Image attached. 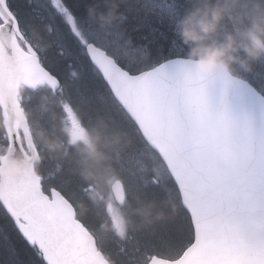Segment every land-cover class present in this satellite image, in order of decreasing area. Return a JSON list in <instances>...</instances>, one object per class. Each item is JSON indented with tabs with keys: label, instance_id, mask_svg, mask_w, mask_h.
<instances>
[{
	"label": "snow or ice",
	"instance_id": "6c2138e0",
	"mask_svg": "<svg viewBox=\"0 0 264 264\" xmlns=\"http://www.w3.org/2000/svg\"><path fill=\"white\" fill-rule=\"evenodd\" d=\"M46 2L53 7L52 0ZM88 4L89 0H56L53 10L58 9L56 18L60 21L61 30L68 26L65 15L68 21L79 17L87 23ZM43 11L40 0H0V25L7 17V29L12 31L15 28L23 35L21 21L25 25L36 22ZM181 11L177 5L170 13L173 26ZM168 31L171 39L163 47L153 43L150 52L153 59L147 66L131 64L126 57L118 56L108 48L103 51L131 79V84L123 86L139 89L136 103L145 119L173 113L177 125L186 135L211 128L222 130L226 136L234 135L232 122L225 117H235L237 102L231 96L219 94L217 85L198 74L191 94L201 100L193 117L194 110L186 104L188 93L181 91V85L189 77L170 68L190 62L178 37L171 28ZM144 34L147 35V31ZM90 44L101 47L96 37ZM65 47L67 54L62 51ZM88 47L69 27L66 33L62 32V43L54 55L46 56L47 62L41 61V67L51 74L54 83L59 84L62 80L71 79L72 68L84 62L86 71L73 83L77 86V95L95 98L101 84L108 86L109 91L112 88L107 77L108 69L101 71L97 67L100 61L94 62ZM33 51L39 60V51ZM249 83L254 90L255 102L262 109L261 118L252 123V133L264 160V75L250 79ZM15 115L17 119L5 130L4 138L13 146L20 147L22 130L19 120L23 113L15 109ZM192 155L195 159L202 158L196 152ZM49 179L52 183H46L43 175H29L0 182V264H106L103 253L91 249L85 254L78 249L83 233L88 231L87 226L74 217L70 194L56 186L55 177ZM208 192L206 200H196L186 223L177 221L170 224L151 243L159 249L176 243L182 245L180 256L168 264H264V182L253 212L249 211V206L231 201L211 186Z\"/></svg>",
	"mask_w": 264,
	"mask_h": 264
},
{
	"label": "trees",
	"instance_id": "16d2710c",
	"mask_svg": "<svg viewBox=\"0 0 264 264\" xmlns=\"http://www.w3.org/2000/svg\"><path fill=\"white\" fill-rule=\"evenodd\" d=\"M139 2L138 0H89L88 6L94 11L95 19H88L87 22L100 31L105 30L108 25L100 28L102 26L100 24L101 13L105 16H110L114 12L115 16L119 17L120 20L111 19V25H115V28L123 33L130 50L140 49L145 53V64H149V61L153 59L150 55L153 43H159L163 47L171 39L168 31L170 28L181 42L182 51L186 55H190V50L195 45L183 42L181 37L182 25L179 23L189 12L205 7V0H157L162 5L163 10L167 9L170 13L177 5L182 9L174 26L170 13L168 16L162 14V17L165 16L164 18L168 21L167 25L162 19L157 17V8H153L150 12L147 7L142 5L143 3L139 4ZM256 2L257 0H240V3L233 5L232 13L225 15L218 30L208 37L206 43L209 45H220L226 43L230 36L235 37L240 44L248 43L242 33L251 26L252 21L250 19L252 16L249 15V11H256ZM207 3L212 6L224 5L226 0H207ZM238 14H240V17H238ZM228 15H234L238 18L234 19L232 23ZM21 23L31 41L43 54L44 59L46 56L54 55L57 46L62 43V32H67L65 28L61 30L60 25H57L56 21L52 20L49 22L42 14L36 22L27 25L23 21ZM59 31L61 36H58ZM146 31L147 35L144 34ZM118 41L120 42L121 40ZM118 46L125 47V44L122 41ZM62 51L67 54L66 47ZM239 55L244 59L247 58L243 50H241ZM45 62L47 61L45 60ZM130 63L138 67L145 66L141 65L139 61L132 60ZM86 68L87 66L84 62L75 65L72 68V78L67 81L62 80L63 88L61 90L56 92L48 90L44 94L35 93L37 96H32L28 100V94L25 96V106L30 113L34 138L43 157L38 169L45 175L46 183H52L49 178H56V186L70 194V199L77 207L80 218L92 227L96 233H99L100 230L103 231L102 229L106 228V218L103 208L91 199L88 190L89 186L106 185V176L118 173L119 168L123 165L132 166L137 170H139V167H146L145 171L140 170V174H137L146 176L150 181L147 185L152 187L144 189V197L141 196L140 199L137 197V206L142 210L143 218L136 213L135 203L131 197V189L127 184L130 194L128 213L132 241L135 240L137 244L136 247L139 251L137 254L148 252V254L158 253L165 257H174L182 250L180 243L165 249H159L151 241L157 238L170 224L177 221L187 222L188 214L180 203L177 190L170 183L163 185V183L159 182L156 184L152 181L154 175L152 170H150V166L152 156H155V151L143 140L134 122L116 101L106 85L101 84L99 86L95 98L77 95V86L73 81L78 79L81 73L86 71ZM234 71L249 79L264 75V58L252 61L246 67L236 64L234 65ZM48 96L53 97L56 105H51L47 102L48 108L45 106V112L41 114V111L37 108L40 104H45L42 99ZM96 96H100L99 100ZM68 111L74 113L81 126L87 130L89 138H95L98 135L102 136L99 147L109 157L108 160L100 164L94 161L86 163V153L84 152L86 145L84 143L67 144L64 140L65 131L63 126L64 118ZM41 116L44 118L43 120ZM4 134L0 112V151H3L7 146ZM51 156H57V159L51 158ZM119 160L121 162L120 166H118ZM126 169L132 172L128 167ZM121 173L119 174L124 178L125 176L127 177L125 173V175ZM89 174L92 175L90 176ZM125 180L127 183L128 177ZM164 187L169 194H172V197H170L172 202L166 200L165 194L167 193ZM167 214L169 215L165 216ZM107 232L103 236L100 235L104 246L110 250L113 260L117 264H129L128 257H125L124 253H115L116 247L111 243L113 235L109 230ZM139 259L141 258H135L133 261Z\"/></svg>",
	"mask_w": 264,
	"mask_h": 264
},
{
	"label": "water",
	"instance_id": "95a60500",
	"mask_svg": "<svg viewBox=\"0 0 264 264\" xmlns=\"http://www.w3.org/2000/svg\"><path fill=\"white\" fill-rule=\"evenodd\" d=\"M5 20L7 25L8 18L6 17ZM9 33L10 31L7 27L0 31L2 42L7 49L8 46L5 37H8ZM88 50L92 53L94 61L101 59L95 48L89 46ZM14 57H16V55ZM6 59L9 62H12L10 54L6 56ZM97 64L102 71L105 68L108 69L107 77L115 96L138 123L148 142L159 151L162 158L172 170L178 168L176 163H179L184 157L193 161L215 165L208 170L207 168L202 169L200 170V173L190 175L188 178L186 176L185 166L177 174L183 203L189 211L192 209L197 199L206 200L208 198L209 186L231 201L238 196V200L243 199L240 204H245L247 206L250 203L249 199L244 200L247 192L250 193V197L253 196L258 198L261 183L264 182V160H262V157H255V153L253 152L261 151L260 145L255 142L248 144L245 141H257L252 133V123L261 118L262 109L260 105L255 102L254 90H252L249 84L246 85L233 76L208 79L203 77L197 69L199 77L206 78L209 83L217 85L219 94L222 96H231L232 99L237 102L238 108L235 117H225V119L232 122L234 135L226 136L222 130L217 128L201 130L186 135L177 125L173 113L166 112L164 114H157L150 120L145 119L141 115L140 108L136 103L140 96L139 89L135 87L126 88L123 86L131 84V79L126 77L120 68L116 69L112 67L111 63L100 61V63ZM170 68L181 72L177 68V65H172ZM189 69L190 68H187V70ZM3 73L7 74L4 71ZM181 73L189 77V79L183 84L190 82L194 86L193 81L197 74ZM117 77L119 78L117 79ZM4 78V76H0V103L5 109V124L8 128L9 125L17 119L15 109H19L22 113L23 109L20 107L17 99L18 86L11 84L10 82L8 83ZM48 81L51 84H56L51 76L48 77ZM236 83L238 86L236 87L235 93H230L229 91L225 93L220 91L221 86H233ZM198 107L191 108L194 110L192 113L193 117H195V109ZM19 127L27 137V142L33 151V156L36 157L37 155L31 142V133L24 113L23 118L19 120ZM13 149L15 151L12 152V156L9 157L7 154V156L3 158V162L21 156L28 157L22 145L16 147L11 144L9 151ZM193 152L199 153L202 158H193ZM29 175L36 176L33 165L18 179ZM113 189L117 199L122 201L124 198L122 183L117 181L114 184ZM254 205L249 206L250 212L255 210L253 207ZM73 215L75 217V211L73 212ZM77 247L85 254L91 249L97 250L94 238L86 233H83V239L80 240ZM153 262L154 264H168L169 261L159 259L152 261L151 264H153ZM106 264L108 263L106 262Z\"/></svg>",
	"mask_w": 264,
	"mask_h": 264
},
{
	"label": "clouds",
	"instance_id": "9594fccd",
	"mask_svg": "<svg viewBox=\"0 0 264 264\" xmlns=\"http://www.w3.org/2000/svg\"><path fill=\"white\" fill-rule=\"evenodd\" d=\"M238 3H240V0H226L224 5L212 6L205 0V7L189 12L181 21V37L185 44L195 45L190 50V58L192 65L199 70L203 77L208 79L228 77L233 74L234 65L239 64L242 67H246L252 61L264 58V0H257L256 15L252 19L251 26L242 33L248 43L240 44L232 36L229 37L226 43L220 45H209L206 43L208 37L218 30L225 15L232 13V6ZM114 16V12L110 16H105L101 13L100 18L107 22L113 19ZM231 18L237 19L238 17L233 15ZM241 50L245 53L246 59L239 55ZM192 88L193 85L190 82L181 85V91L188 93L186 104L190 108H196L200 105L201 98L191 94ZM101 139L102 136L99 135L95 138H84L86 163L94 161L100 164L109 159L100 150L99 142ZM13 151L15 150L9 151V157L12 156ZM0 159L3 158L0 157ZM36 159L37 157L34 156H21L5 160L0 164V182L22 177ZM89 175L91 176L92 174Z\"/></svg>",
	"mask_w": 264,
	"mask_h": 264
},
{
	"label": "rangeland",
	"instance_id": "374dc122",
	"mask_svg": "<svg viewBox=\"0 0 264 264\" xmlns=\"http://www.w3.org/2000/svg\"><path fill=\"white\" fill-rule=\"evenodd\" d=\"M138 1H140L139 4L143 3L142 5H144L145 7H147V10L150 11V12L152 11L153 8H157L158 9L157 17L159 19H162V21L165 22L168 25V21L164 17L165 16H168L169 13H170V11L167 10V9L163 10L162 5L159 4V2H157V0H138ZM246 11H248V10H246ZM249 13H250L249 15L252 16L251 19H250V21H252V19L256 15V11H249ZM162 14H165V16L162 17ZM94 16H95L94 11H92V9L90 8V6H88V19L93 20V19H95ZM228 16H229V19L232 20V23H233L234 22L233 21L234 19H232L230 15H228ZM96 17H99V16H96ZM238 17H240V14H238ZM113 20L119 21L120 19H119V17L115 16L113 18ZM100 21H101L100 24H102V26H100V28H102L105 25H108V28H110V29L112 28L113 30H117L114 26L111 25L110 21L109 22L108 21L106 22V21H103L101 19H100ZM120 23H118V24H120ZM179 24L181 25V23H179ZM60 31L58 32V36H61V32ZM109 35L110 34L108 33V36ZM118 37H120V35H118ZM118 40H119V38H118ZM207 41H208V39H207ZM120 42H122V41H120ZM140 51H141L140 49H134V50L126 51V53L129 56L128 57L129 60L136 61L138 58L141 57L143 59V61L145 62L146 61V58H145V56H143L142 54L139 53ZM96 98H98V100H99L100 96H96ZM46 99L47 98L42 99V102H44L45 104H40L39 107L37 108L39 111H41V114L45 112L44 111L45 106L47 107V105H46V103H47ZM86 103H88V102H86ZM92 103H93V99H92ZM51 105H56V104L54 102H52ZM41 119L43 120L44 118L41 116ZM70 125H71V128H72V135L70 137V140H72V139H74V140L80 139V138H83L85 136V133L83 132V130L81 128H79V126H77L76 123H73L71 121L70 122ZM53 157H54V159H57V156H51V158H53ZM120 163L121 162L119 160L118 166H120L119 165ZM127 167L130 168V170L132 172H129V170L126 169ZM145 168L139 167V170H137V169H134V167H132V166L123 165V166H121L119 168V171H118V173L123 172L121 174H124L125 173L127 175V177H128L127 184H128V186H130V189H131V197L133 198V201L135 203L136 213L140 217L142 216V218H143V214H141L142 210L139 209L138 206H137L138 205V203H137L138 202L137 201L138 198L137 197H139V199H140L141 196L144 197V195H143L144 189L145 188H147V189L152 188V187H149V185H147V183L149 184L150 181L148 180V178H146V176L137 175V174H140L139 173L140 170L141 171H145ZM152 169H156V166L153 163V159H152L151 166H150V170H152ZM127 177L125 176L126 179H127ZM152 181L155 182L154 180H152ZM163 185H166V184H163ZM164 190L167 193V194H165L166 200L168 202H172V200L170 198V197H172V194H169L167 192V190H166L165 187H164ZM107 204H108V207H110L111 214L113 215L114 221L116 223L117 228L119 229V232L122 233L120 231L121 230V225H122V218L120 216L121 215L120 208L117 205V203L115 202V200H114V198H113L112 195H110L109 199H107ZM168 215L169 214H167L165 216H168ZM102 230L103 231H101V230L99 231V233L102 236H103L104 233H108L106 228L105 229H102ZM115 239H113V238L111 239L112 240L111 243L114 244L115 247H116V249L114 250L115 253H119V254L122 253L121 252V249L127 250L123 255H126L125 257H128V263L129 264L133 261V259H135V258H141L139 260H134V264H140V262H142L143 259H149L151 257V255H152V253L151 254H148V252H145V250H144L145 254H142V253L141 254H137V253H139V251H138V249L136 247L137 244H136L135 240L134 241H132V240H126L124 242H120V241H117Z\"/></svg>",
	"mask_w": 264,
	"mask_h": 264
}]
</instances>
